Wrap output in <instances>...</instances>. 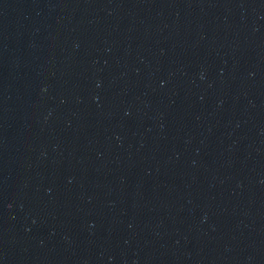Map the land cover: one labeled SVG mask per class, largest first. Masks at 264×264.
<instances>
[{
	"label": "water",
	"instance_id": "95a60500",
	"mask_svg": "<svg viewBox=\"0 0 264 264\" xmlns=\"http://www.w3.org/2000/svg\"><path fill=\"white\" fill-rule=\"evenodd\" d=\"M0 264H264V0H0Z\"/></svg>",
	"mask_w": 264,
	"mask_h": 264
}]
</instances>
